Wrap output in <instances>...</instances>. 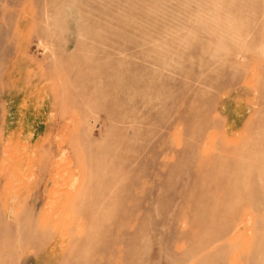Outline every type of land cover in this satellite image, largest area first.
<instances>
[{"label":"rangeland","instance_id":"1","mask_svg":"<svg viewBox=\"0 0 264 264\" xmlns=\"http://www.w3.org/2000/svg\"><path fill=\"white\" fill-rule=\"evenodd\" d=\"M0 181V264H264V0H0Z\"/></svg>","mask_w":264,"mask_h":264},{"label":"bare ground","instance_id":"2","mask_svg":"<svg viewBox=\"0 0 264 264\" xmlns=\"http://www.w3.org/2000/svg\"><path fill=\"white\" fill-rule=\"evenodd\" d=\"M29 133H30V132H29ZM29 133H28V134H29ZM9 136H10V135H9ZM27 138H29V137H27ZM27 138H26V139H27ZM31 138H32V134H31ZM31 138H29V139H27V140L30 141ZM18 140H20L19 136H18ZM27 140H25V142H26ZM8 142H9V141H8ZM18 142H19V141H18ZM30 142H31V141H30ZM14 143H15V145H16L17 142L14 141ZM11 144H12V143H11ZM18 145H19V144H18ZM20 145H22V144H20ZM4 146H5V145H4ZM16 146H17V145H16ZM5 147H6V146H5ZM5 149H6V148H5ZM7 149H8V147H7ZM7 149H6V150H7ZM19 149H20V148H19ZM6 150H5V151H6ZM12 150H14V149H12ZM15 150H16V153H17V149H16V148H15ZM24 150H26V149H24ZM20 152H21V151L19 150V153H18V154H21V153H22V154L20 155V156H21V159H22V158H24V156H22V155H23V152H21V153H20ZM5 153H8V152H5ZM9 153H10V151H9ZM11 153L13 154L12 151H11ZM16 153H15V154H16ZM25 153H26V152H24V154H25ZM15 154H13V155L15 156ZM6 155H7V154H6ZM9 155H10V154H9ZM9 155H7V156H9ZM16 155H17V154H16ZM7 156H6V158H7ZM26 156H27V155H26ZM10 157H12V155H11ZM16 157H17L18 159L20 158V157H18V156H16ZM27 157H29V156H27ZM6 158H5V155H4V156H3V159H6ZM14 159H15V158H13L12 160H14ZM18 159H15V160H18ZM21 159H19V161H20ZM28 159H29V158H28ZM28 159H27V160H28ZM8 160H10L9 157L7 158V162H9ZM12 160H10V161L12 162ZM3 161H5V160H3ZM23 161H24V160H23ZM23 161L21 160V162H23ZM13 162H15V161H13ZM17 163H18V161H17L16 163H14V165H15V164L17 165ZM19 163H20V162H19ZM19 163H18V165H19ZM8 164H10V163H6V162H5V166H6V165L8 166ZM11 164H12V163H11ZM14 165H12L13 167H12V169H11V170H13L14 172H9V173H6V174L2 173V174H4V175H2L3 177L1 176V177H2L1 179L3 180V181H2L3 184H1V185L4 187L5 190H9V188H11V187L14 185V183H17V182H16L17 178H18V177H21L20 174H19V173H20L19 171H20V169H21L22 167H24V166L22 165V163H20V165H22V166L19 165V168H18V165H17V167H16V165H15V167H16V168H15ZM7 166H6V168H8ZM9 166H11V165H9ZM13 168H15V169H13ZM25 168H26V167H25ZM22 169H23V168H22ZM6 170H7V169H6ZM22 171H23V170H22ZM5 172H6V171H5ZM21 174H22V173H21ZM18 175H19V176H18ZM18 180H21V179H18ZM18 180H17V181H18ZM21 181H22V180H21ZM21 181H20V182H21ZM0 182H1V181H0ZM15 185L17 186L18 184H15ZM13 188H16V187L13 186ZM17 188H18V187H17ZM4 189H3V190H4ZM49 253H50V252H49ZM50 254H51V253H50Z\"/></svg>","mask_w":264,"mask_h":264}]
</instances>
